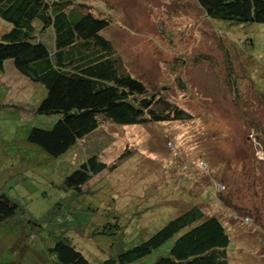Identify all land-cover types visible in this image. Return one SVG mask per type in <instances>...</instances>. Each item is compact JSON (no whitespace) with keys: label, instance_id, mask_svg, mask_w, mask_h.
<instances>
[{"label":"rangeland","instance_id":"1","mask_svg":"<svg viewBox=\"0 0 264 264\" xmlns=\"http://www.w3.org/2000/svg\"><path fill=\"white\" fill-rule=\"evenodd\" d=\"M74 1L87 4L82 13L109 22L101 34L113 44L120 70L155 94L160 100L155 108H169L168 101L180 111L172 119L133 124L101 116L97 130L57 156L23 140L27 124L1 115L0 141L13 134L17 141L0 149V189L8 193L13 186L16 194L30 196L27 209L40 217L37 227L26 219L0 220V231L23 232L27 226L41 234L29 251L34 260L23 255L20 263L54 264L42 248L61 233L52 207L63 199L77 211H99L120 225L113 226L112 236L72 238L90 264L138 243L194 205L222 220L230 237L224 248L228 264H264V23L210 18L198 0ZM9 26L0 18V34ZM43 40L50 43L51 35ZM11 72L5 78L11 90L34 85L16 78L20 73L7 60L5 74ZM40 86L35 103L45 95ZM17 95L11 102L33 98L27 89L24 97ZM59 117L29 118L50 127ZM92 154L107 167L88 181L86 190H68L66 176ZM18 167L24 184L16 180Z\"/></svg>","mask_w":264,"mask_h":264},{"label":"trees","instance_id":"2","mask_svg":"<svg viewBox=\"0 0 264 264\" xmlns=\"http://www.w3.org/2000/svg\"><path fill=\"white\" fill-rule=\"evenodd\" d=\"M198 2L210 18L264 23V0ZM86 6L74 0H0V18L10 24L0 34V116L13 115L27 124L23 140L50 156L66 152L97 130L101 116L115 124H133L172 119L180 111L168 101L164 104L169 108L157 110L154 105L160 100L155 94L141 80L120 70L113 44L101 34L109 22L91 12L82 13ZM49 34L51 42L47 43L43 38ZM7 60L20 73L15 74L16 78L34 82L35 86L27 83L19 92L11 90L12 85L5 78L15 72L5 74ZM36 83L45 88L38 103L35 102L42 87ZM26 89L27 96L33 95L30 100L24 97ZM15 93L24 100L11 102ZM39 114L48 117L60 114V117L46 127L29 118ZM13 136L8 140L2 137L0 149L6 143L16 142ZM106 167L98 155L92 154L66 176L65 186L78 193L82 187L86 190L88 181ZM21 170L16 169V180L24 184L26 179ZM9 188L8 193L0 189V220L16 223L14 219H26L35 227L40 226V217L31 215L27 209L31 197L16 194L13 186ZM52 208L56 210L57 234L61 233L55 242L45 240L42 252L48 251L54 264H90L72 238L112 236L116 232L113 226L120 227L118 222L109 223L99 211L94 210L95 214L84 209L77 211V206L64 205L63 199L53 203ZM23 228V232L0 231L1 264H21L23 255L34 260L35 253L29 251L41 234L26 230L27 226ZM170 239L165 252L159 251L151 264H228L224 248L230 237L222 220L207 215L198 205L166 220L138 243L118 248L114 255L99 260L98 264H147L153 252ZM7 251L12 255L6 254ZM45 255L40 253L38 259H45Z\"/></svg>","mask_w":264,"mask_h":264}]
</instances>
